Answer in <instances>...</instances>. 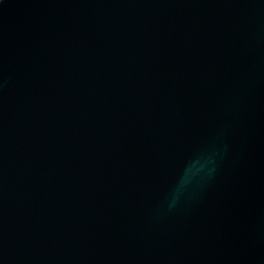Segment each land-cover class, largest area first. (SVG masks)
<instances>
[{
    "label": "water",
    "instance_id": "obj_1",
    "mask_svg": "<svg viewBox=\"0 0 264 264\" xmlns=\"http://www.w3.org/2000/svg\"><path fill=\"white\" fill-rule=\"evenodd\" d=\"M0 264H264V0H4Z\"/></svg>",
    "mask_w": 264,
    "mask_h": 264
},
{
    "label": "clouds",
    "instance_id": "obj_2",
    "mask_svg": "<svg viewBox=\"0 0 264 264\" xmlns=\"http://www.w3.org/2000/svg\"><path fill=\"white\" fill-rule=\"evenodd\" d=\"M4 0H0V4H2ZM210 157V156H209ZM200 171L198 167V161H194L190 166L186 167L179 178L177 179L176 185L173 188L170 197H169V208L173 207L175 205L176 200L179 198L182 191L188 186L190 178L197 175V173ZM211 169H208V172L210 173Z\"/></svg>",
    "mask_w": 264,
    "mask_h": 264
}]
</instances>
